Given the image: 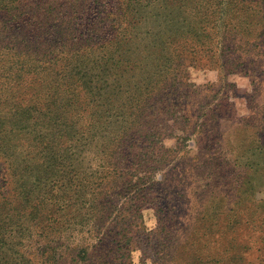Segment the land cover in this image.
Returning a JSON list of instances; mask_svg holds the SVG:
<instances>
[{"label": "trees", "instance_id": "1", "mask_svg": "<svg viewBox=\"0 0 264 264\" xmlns=\"http://www.w3.org/2000/svg\"><path fill=\"white\" fill-rule=\"evenodd\" d=\"M262 37L264 0H0V264H53L70 221L100 229L77 252L82 264H132V243L143 250L150 239L153 264L225 263L234 237L182 241L160 202L145 234L142 211L177 145L161 129L181 125L186 140L195 116L214 110H185L208 93L190 69L225 76L241 64L230 53ZM203 209L193 223L213 220ZM216 210L227 225L250 214L264 226L255 212ZM32 241L46 244L40 258L26 253Z\"/></svg>", "mask_w": 264, "mask_h": 264}, {"label": "rangeland", "instance_id": "2", "mask_svg": "<svg viewBox=\"0 0 264 264\" xmlns=\"http://www.w3.org/2000/svg\"><path fill=\"white\" fill-rule=\"evenodd\" d=\"M242 51L241 54L230 53L233 58L242 56L241 64L227 67L232 72L225 76L218 69H190V81L208 93L203 91L199 101L195 105H185V110H200L201 105L214 110L210 117L200 111L201 115L188 111L197 114L194 119L198 125L186 140L177 137L182 135L181 125L161 129L162 135L169 136L159 135L157 142L164 137L167 147L174 146L175 141L177 145L169 152L172 155L155 170V186L142 211V220L144 233L151 235L150 231L157 224L153 208L158 205L153 204L160 202L159 206L165 211L171 210L175 217L173 223L183 227L182 241L210 240L218 245L219 241L234 237L231 243H239L240 247L237 252L233 248L231 256L222 264H264V226L260 217L252 219L250 214L249 217L243 215L241 220L238 218L239 222L235 220L227 225L225 220L219 222L216 210V206H222L228 218H233L238 210L255 212L264 218V37ZM249 60L253 61L250 69L247 68ZM180 117L175 116L177 124L182 122ZM156 146V150L162 148L158 143ZM82 159L83 165L89 166L93 154L86 152ZM112 195L120 201L126 196L120 191ZM206 207L213 220L208 225L193 223ZM99 236L97 225L70 221L61 238L52 243L55 247L53 264H82L77 252ZM138 236L141 242L143 235ZM150 241L148 245H141L143 250L132 243V264H153L145 255L155 253ZM28 244L31 246L26 251L28 256L40 258L46 244L42 241ZM250 244L255 247L251 248ZM38 245L41 246L37 248Z\"/></svg>", "mask_w": 264, "mask_h": 264}]
</instances>
